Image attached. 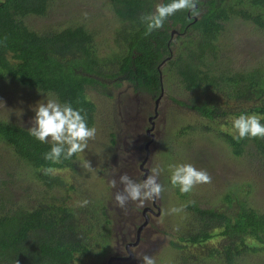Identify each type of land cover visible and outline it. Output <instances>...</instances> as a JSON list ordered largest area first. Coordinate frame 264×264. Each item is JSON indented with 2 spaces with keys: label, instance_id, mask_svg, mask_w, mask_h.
<instances>
[{
  "label": "rangeland",
  "instance_id": "rangeland-1",
  "mask_svg": "<svg viewBox=\"0 0 264 264\" xmlns=\"http://www.w3.org/2000/svg\"><path fill=\"white\" fill-rule=\"evenodd\" d=\"M24 22L37 31L59 30L81 24L93 33L99 56L118 52L113 34L119 20L109 0H54L45 15H28L24 17ZM223 27L215 42V55L207 54L203 59L206 66L196 63L215 75L222 71L233 75L252 67L264 68V27L240 17L230 18ZM175 33L172 36L171 58L176 59L180 55L187 58L189 49H193L195 44L186 42L189 39L195 42L197 34L189 30V36L184 33L177 37ZM160 69L162 95L157 107L158 96L143 90L136 91L127 81L120 86L109 82L105 92L88 89L87 94L96 106L93 124L96 134L88 140L87 148L76 154L72 166L50 169L51 176L65 182L63 187H47L36 177L34 168L20 159L10 145L0 140L2 199L13 208L32 209L39 204L63 203L77 216L82 214L78 217V224L82 229L91 228L92 234L103 223L104 212L124 220L125 215H119L121 207L114 195L122 190L123 186L119 183L121 174L141 180L135 172V155L124 159L135 147L138 137L135 127L140 126V138L135 143L138 154L145 156L144 144L150 140V159L144 165L150 170L153 167L162 170L158 176L163 185L160 195L162 214L147 225L144 232V239L148 235L156 249L153 255L155 264H227L222 247L228 240L218 231L210 239L196 243L180 239L199 231L201 227V222L188 205L216 206L227 210L224 197L234 191L247 206L264 212V158L250 147L241 156L234 155L222 135V132L233 133L230 123L210 122L194 110L178 104L175 100L188 102L192 94L183 88L174 66L163 61ZM215 94L221 100V93L217 91ZM52 96H55L52 92L24 86L16 79L0 75V119L28 128L34 116V105ZM228 106L229 110L237 111L240 107L248 109L251 103L229 100ZM232 116H227L228 122H231ZM145 129H150L151 134L147 135ZM177 163H190L205 170L211 177L210 182L196 184L190 192H180L168 181V166ZM112 180L117 181L115 187L111 185ZM83 200L88 201L87 205L81 206ZM172 207H182V210L173 213L170 212ZM118 220L112 221L110 230L113 233L116 227H121ZM90 222L92 225H89ZM127 223L128 220L124 224ZM90 258L87 254L80 256L81 260L74 264H89ZM231 264H264V249L247 251L235 257Z\"/></svg>",
  "mask_w": 264,
  "mask_h": 264
},
{
  "label": "trees",
  "instance_id": "trees-1",
  "mask_svg": "<svg viewBox=\"0 0 264 264\" xmlns=\"http://www.w3.org/2000/svg\"><path fill=\"white\" fill-rule=\"evenodd\" d=\"M53 1L0 0V75L71 102L73 107L83 109L90 126L94 124L96 106L87 94L88 89L105 92L109 82L120 86L127 81L136 91L158 96L163 61L175 67L183 88L192 94L188 102L175 101L210 122L231 125L227 116L240 112L264 116V68L252 67L233 75L222 71L215 75L196 63L206 66L203 59L207 54L215 55V42L224 22L230 18L240 17L264 27V0H200L198 16L179 10L160 29L148 34L140 17L153 11L162 0H109L119 20L113 34L118 52L105 57L98 55L93 33L81 24L51 31H37L25 24L24 17L45 15ZM173 30L177 37L184 33L189 36V30L196 32L197 40L186 42L195 44L187 58L182 55L171 58ZM217 91L221 100L216 97ZM229 100L247 101L251 106L229 110ZM222 135L234 155L241 156L250 147L264 158V138L236 140L233 133ZM0 140L34 168L36 177L47 187L65 185L63 180L50 175V169L72 166L76 154L58 163L45 160L43 153L49 150L50 143H41L30 136L27 127L2 119ZM224 199L227 210L189 204L201 227L180 239L196 243L210 239L218 231L228 240L222 254L225 262L231 264L247 251L264 249V212L247 206L234 191L228 192ZM3 200L0 193V264H73L88 252L83 234L89 232L78 224L82 214L77 216L63 203L39 204L29 209L13 208Z\"/></svg>",
  "mask_w": 264,
  "mask_h": 264
},
{
  "label": "clouds",
  "instance_id": "clouds-1",
  "mask_svg": "<svg viewBox=\"0 0 264 264\" xmlns=\"http://www.w3.org/2000/svg\"><path fill=\"white\" fill-rule=\"evenodd\" d=\"M200 0H162L155 5L154 10L141 15L140 20L145 26V33L160 29L165 20L179 10H188L192 16L199 15ZM34 116L28 127V133L41 143H50L49 150L43 153L44 159L58 163L61 159H70L74 154L82 153L88 140L96 134L94 126H90L83 109L73 107L69 101H62L52 96L33 107ZM264 116L251 112H240L231 117L233 138L236 140L245 137L264 138ZM161 169L153 167L140 181L133 180L126 173L119 176L122 190L117 191L114 199L117 205L123 208L129 200L143 203L154 200L161 195L163 185L158 176ZM168 181L173 187H178L182 193L190 192L193 186L210 182L211 177L203 169H198L190 163H177L168 166ZM117 181L112 180V187ZM81 206L88 201L80 202ZM182 207H172L170 212H180ZM142 264H155L150 255L141 257Z\"/></svg>",
  "mask_w": 264,
  "mask_h": 264
},
{
  "label": "flooded vegetation",
  "instance_id": "flooded-vegetation-1",
  "mask_svg": "<svg viewBox=\"0 0 264 264\" xmlns=\"http://www.w3.org/2000/svg\"><path fill=\"white\" fill-rule=\"evenodd\" d=\"M135 128H137L136 135H138V137L136 142H138L141 127L138 126ZM145 133L147 135L151 134L147 129H145ZM136 142H134L135 147L130 149L131 152H129L124 159L135 155L133 163L135 167L137 165V169H135L136 176L137 178L143 179L141 163L146 157L147 151L150 152V150L149 147L144 144L145 156L141 157L138 154L139 150L135 144ZM126 144L128 145V143ZM127 150L128 148H126V151ZM149 159L150 155L145 165L148 164ZM145 165H143V168ZM148 170L150 172L149 168ZM161 203L160 196L154 200H146L143 203H140L139 201L133 203L129 200L127 204L121 208V213H119V215H125L124 220L121 219V217L119 219L115 214L110 216L108 213L104 212L103 223L101 225L97 224L100 225L98 231H95L94 234H92L90 231L91 228L89 229L86 227L83 229L84 231L89 232L83 234V236L86 237L84 238L87 239L86 244L89 247L88 252L84 254L91 257L89 259V264H142L141 257L143 255L147 254L153 257L156 249L151 244L152 242L150 241L151 239L148 238V235L147 238L144 239V232L148 227L147 225H150L156 217L162 214ZM113 219H119L118 221L121 224V227L115 228L114 233L110 230ZM126 220H128L127 225L124 224ZM91 239L94 241L93 243ZM112 249L114 250L113 254H111ZM80 260L81 259H77L75 262H79ZM75 262H73V264Z\"/></svg>",
  "mask_w": 264,
  "mask_h": 264
},
{
  "label": "water",
  "instance_id": "water-1",
  "mask_svg": "<svg viewBox=\"0 0 264 264\" xmlns=\"http://www.w3.org/2000/svg\"><path fill=\"white\" fill-rule=\"evenodd\" d=\"M174 32H175V30H173V32H172V36H173V34H174ZM160 81L162 82V75L160 74ZM161 95H162V86H161V91H160V94L158 95V97L156 98V107H157V103H158V100H159V98L161 97ZM156 114H157V111H156V108H155V116H156ZM154 116V117H155ZM148 130H150V129H148ZM152 136V135H151ZM150 143V140L147 142V144H146V146L148 147V144ZM149 155H150V153H149V151H147V154H146V157L144 158V160L142 161V163H141V167H142V169H143V177H145L147 174H148V172H149V170H148V168H143V165L145 164V162L147 161V159H148V157H149Z\"/></svg>",
  "mask_w": 264,
  "mask_h": 264
}]
</instances>
